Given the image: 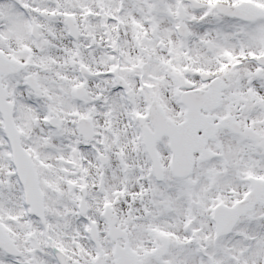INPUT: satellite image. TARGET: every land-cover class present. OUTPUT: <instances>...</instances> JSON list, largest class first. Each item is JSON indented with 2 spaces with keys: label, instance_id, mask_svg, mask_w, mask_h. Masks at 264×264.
<instances>
[{
  "label": "snow or ice",
  "instance_id": "obj_1",
  "mask_svg": "<svg viewBox=\"0 0 264 264\" xmlns=\"http://www.w3.org/2000/svg\"><path fill=\"white\" fill-rule=\"evenodd\" d=\"M0 264H264V0H0Z\"/></svg>",
  "mask_w": 264,
  "mask_h": 264
}]
</instances>
